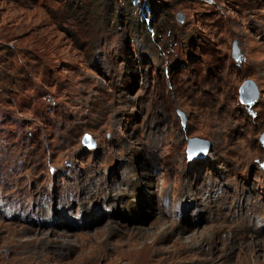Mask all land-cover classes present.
I'll list each match as a JSON object with an SVG mask.
<instances>
[{"label": "rangeland", "instance_id": "rangeland-1", "mask_svg": "<svg viewBox=\"0 0 264 264\" xmlns=\"http://www.w3.org/2000/svg\"><path fill=\"white\" fill-rule=\"evenodd\" d=\"M263 132L264 0H0V264H264Z\"/></svg>", "mask_w": 264, "mask_h": 264}, {"label": "water", "instance_id": "water-1", "mask_svg": "<svg viewBox=\"0 0 264 264\" xmlns=\"http://www.w3.org/2000/svg\"><path fill=\"white\" fill-rule=\"evenodd\" d=\"M180 17H182V14L178 13L177 14V20H182V18H180ZM232 56L234 59H237L239 57V50L237 48V43L235 41L232 42ZM245 82L251 83L252 87H254V91H257L256 86L252 80H246L242 83V85ZM256 95H257L256 93H254V95L252 94L249 101L254 99ZM256 99L253 100L251 103H242V104H252L256 101ZM81 143H82V145H84L88 149H93L95 147V142L93 141V139L88 134L83 136ZM210 149H211L210 143L208 141L202 140L200 138H190L187 141L186 153L188 155L189 160L195 159L197 157H205L206 154L209 153Z\"/></svg>", "mask_w": 264, "mask_h": 264}, {"label": "bare ground", "instance_id": "bare-ground-1", "mask_svg": "<svg viewBox=\"0 0 264 264\" xmlns=\"http://www.w3.org/2000/svg\"><path fill=\"white\" fill-rule=\"evenodd\" d=\"M256 90V89H255ZM253 92H254V87H252V84L251 83H249V82H245L242 86H241V88H240V98H241V101L243 102V103H251L253 100H255L256 98H257V95L255 96V98L254 99H252V100H250L249 101V99L251 98V96H252V94H253ZM256 93H257V91H256ZM50 214H51V216H52V213L50 212ZM65 224H66V226H67V229L68 230H71L72 229V225L71 224H69L68 222H64ZM37 226H39V224L37 225ZM37 226H35V227H32V226H30V227H32V228H36ZM42 227H38L36 230H39L40 231V229H43L44 228V226L43 225H41ZM61 226V228L63 227V229L65 228L62 224L60 225ZM35 230V229H34ZM65 230V229H64ZM148 231V230H147ZM28 232H30V233H34V231H28ZM29 233V234H30ZM35 234V233H34ZM60 236V239H62V238H64L66 241H63V243H65L66 245H71L72 243H71V241H68L67 240V237L68 236H65V235H63V234H61V235H59ZM189 240H190V242H192V238L190 237L189 238ZM185 243H187V242H185ZM148 248V247H147ZM157 251H159V250H157ZM111 253L112 252H110V255H107L105 252H104V249H102L100 252H99V254L96 256V258H95V260H97V261H110L111 260V258H110V256H111ZM152 256V255H151Z\"/></svg>", "mask_w": 264, "mask_h": 264}, {"label": "trees", "instance_id": "trees-1", "mask_svg": "<svg viewBox=\"0 0 264 264\" xmlns=\"http://www.w3.org/2000/svg\"><path fill=\"white\" fill-rule=\"evenodd\" d=\"M143 23V22H142Z\"/></svg>", "mask_w": 264, "mask_h": 264}]
</instances>
